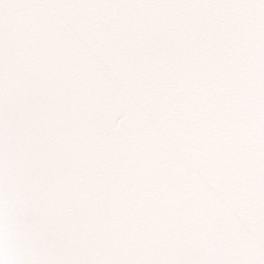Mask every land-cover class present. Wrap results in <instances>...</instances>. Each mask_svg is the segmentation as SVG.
<instances>
[{"label": "snow or ice", "instance_id": "6c2138e0", "mask_svg": "<svg viewBox=\"0 0 264 264\" xmlns=\"http://www.w3.org/2000/svg\"><path fill=\"white\" fill-rule=\"evenodd\" d=\"M0 264H264V0H0Z\"/></svg>", "mask_w": 264, "mask_h": 264}]
</instances>
